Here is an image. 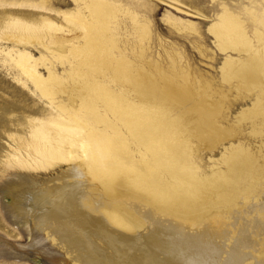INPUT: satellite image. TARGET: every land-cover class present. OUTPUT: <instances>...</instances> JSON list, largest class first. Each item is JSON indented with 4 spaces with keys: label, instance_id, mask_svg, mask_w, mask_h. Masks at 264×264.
Instances as JSON below:
<instances>
[{
    "label": "bare ground",
    "instance_id": "6f19581e",
    "mask_svg": "<svg viewBox=\"0 0 264 264\" xmlns=\"http://www.w3.org/2000/svg\"><path fill=\"white\" fill-rule=\"evenodd\" d=\"M72 1L74 8L60 9L53 5L59 2L43 0L35 11L9 7L0 10V32L4 31L0 34V66H5L6 74L41 101L46 114L25 118L23 142L14 145L9 154L17 166L0 176V208L28 241L17 246L2 238L0 242L8 253L25 256L34 264H53L40 249L41 241L36 238L39 231L64 250L66 256L63 255L59 264H171L172 255L162 263L151 262L155 253L141 238L147 234L177 248L183 233L182 237L187 240L185 263L235 264L232 248L224 261L222 257L217 262L211 256L215 246L222 245L221 240L213 239L215 234L211 233L214 237L208 238L205 232L184 231L172 222L137 219L123 206L122 197L140 200L130 193L131 183L159 192L165 201L180 196L179 187L188 193L190 187L183 181H196L199 174L185 157V145L177 140L172 129L175 131L184 121L201 128L212 129V126L208 123V111L193 102L190 91L185 88L170 92L180 104L178 113H163L157 104L134 101L131 82L148 83L149 79L144 77L143 65L136 64L119 48L121 37L117 34L119 28L127 32L130 27L140 31L142 39L148 32L143 19L128 8H122L123 13L118 17L113 0ZM63 19L66 24L58 22ZM8 28L10 31H5ZM209 29L222 49L236 44L249 45L245 27L226 7L217 14ZM29 30L35 33H25ZM28 35L36 39L29 40ZM135 43L138 57L142 58L143 44ZM33 50H37V55ZM221 71L226 79L240 76L245 83L251 80L255 84L264 76V63L258 62L255 56L245 62L228 54ZM257 86L260 91L264 89L260 83ZM150 87L153 86L142 85L137 92L154 93ZM150 97L158 99L157 95ZM256 110L260 115L264 113V104ZM242 154L239 151L229 161ZM243 158L244 161L237 160L238 164L231 161L229 170L210 186L201 204L177 205L176 210L154 206L155 210L181 215L194 222L202 217L214 221L226 215L229 207L238 201H244L245 205V201L260 192L261 186L258 179L251 182L248 155ZM55 159L65 162H54ZM51 175L58 176L62 183L57 180L50 183L52 178L47 179ZM96 178L105 185L104 202L95 187ZM140 201L152 208L145 200ZM135 220L145 223L142 230V225ZM257 245L256 254L260 256L264 254V236ZM134 248L139 249L136 253L140 256L139 263L132 259Z\"/></svg>",
    "mask_w": 264,
    "mask_h": 264
},
{
    "label": "rangeland",
    "instance_id": "374dc122",
    "mask_svg": "<svg viewBox=\"0 0 264 264\" xmlns=\"http://www.w3.org/2000/svg\"><path fill=\"white\" fill-rule=\"evenodd\" d=\"M9 1L14 4H6ZM41 1L43 0H0V10L9 7L11 9L35 11ZM113 1L118 9L115 10V13L119 14L118 17L123 13L124 9L122 8H128L129 11H134L138 17L143 19V23L145 22L147 25L148 32L142 39L139 38L140 31L132 30L130 27H128L127 32L119 28L117 34V37H121L119 48H123L136 64L143 65L144 77L149 79L148 83L144 81L135 83V80L131 82V95L134 97V101L139 100L138 102L144 101L149 104H157L160 106L159 110L163 113H178L181 111L180 104L176 100V96L171 95L170 92L171 89L181 90L185 88L190 91L192 101L203 105L208 111V123L212 126V129L208 127L201 128L189 121H184L179 127H176L175 131L172 129L177 140L185 145V157L189 158L190 165L194 166L197 169V174H199L196 181H183L190 187L188 193L179 187V194L181 195L165 201L161 198L159 192L143 188L135 183L130 184V193L136 198L148 202L152 208L155 206L157 209V206H163L167 210H176L177 205L201 204L204 200L203 196L207 194L206 191L210 186L229 170L231 161L233 160V164H238L237 160L244 161L243 157L246 155H248V163H250L251 182L258 179L261 186L260 192L252 195L250 201H245V205L244 201L242 203L238 201V206L233 204L232 211L229 207L226 215L214 220L215 222L211 221L209 217H202L194 222L181 215L158 213L155 208L146 207L140 200L133 198H131V201V199L122 197L124 199H122L123 206L137 219L145 217L146 220L157 219L164 224L172 222L171 224L180 225L184 231L192 233L198 231V234L205 232L204 235L209 236L208 238H211L210 235L214 237L213 234H215V237L212 238H216L218 241L221 240L220 243L222 244L215 246L214 253L211 254V256L214 255L217 262H221L222 257L224 261L228 255L227 252H230L232 248L235 253L233 258H236L233 261L235 264H264V254L258 256L256 254L257 247H255V244L258 246V242L264 236V113L260 115L256 110L257 106L264 104V89L260 91L257 86L260 83L264 88V76L259 78V82L253 84L251 80L245 83V80H242L240 76H232L226 79L222 76L221 71L222 62L228 54L245 62H249L251 56H255L258 62L264 63V15L261 11V6L264 7V0ZM142 1H145V4L140 3ZM53 2H59L53 3V5L60 9L75 7L72 0H53ZM223 7H226V10L233 17L240 20V24L245 27L249 45L236 44L225 49L220 48L209 27L216 19L217 14L223 11ZM126 20L128 21V19ZM58 22L66 24L64 19ZM254 29L258 30L257 33L254 32ZM5 31H10V29L8 28ZM3 32L1 31L0 34ZM25 33L33 34L35 31L29 30ZM27 38L35 40L36 36L28 35ZM135 42L143 44L142 58L138 57ZM32 52L37 55V50ZM4 68L5 66H0V176L4 174L5 170L17 166L9 157V154L13 151L14 145L23 142L26 128L23 123L25 118L46 115L41 101L32 95L26 86L6 74ZM148 84L153 86L150 87V91L154 93H148L147 95L146 93L137 92L142 85L147 87ZM61 94L65 97L64 93ZM153 95H157L158 99L152 97V100L150 96ZM30 107L37 109L32 111ZM248 107L249 109L245 112H240ZM257 116L259 119H257ZM254 118L256 120H253ZM239 151L243 153V156L240 155L229 161L230 157L238 154ZM53 161L65 162L59 159ZM54 170L57 171L58 166ZM51 176H48L50 178L47 179L52 178L50 183H62L58 176ZM55 180L57 181L55 182ZM94 184L100 190L101 195L99 197L104 202L103 189L105 185L98 178L94 179ZM241 204L244 206H241ZM231 216L233 217L231 218ZM248 219L252 220L248 221ZM135 221L142 225V230L145 223H141L139 220ZM226 226L231 229L228 227V230ZM88 227L91 228L90 225ZM206 228H208V231L204 230ZM43 234L41 231L36 234V238L41 241L39 244L40 249L45 251L47 259L52 261L53 264H59L63 255L66 256L64 250L53 243L50 238H45ZM180 236L183 239L178 242L177 248H174L171 243H165L163 240L160 242V240L158 241L147 234L141 239H144L145 245L155 253L151 262L162 263L165 258L168 259L173 256L174 259L173 257L169 259L173 260L170 262L171 264H183L187 262L184 260L187 240L182 237L183 233H180ZM0 238L6 239L5 241L10 242V244L12 243V246L24 245L28 241V237L23 235L10 222L2 208H0ZM6 248L0 242V264H34L25 256L8 253ZM134 249L136 250H132V259L139 263L140 256L136 254L139 249ZM236 253L238 254L237 257ZM240 254L246 255V257Z\"/></svg>",
    "mask_w": 264,
    "mask_h": 264
}]
</instances>
